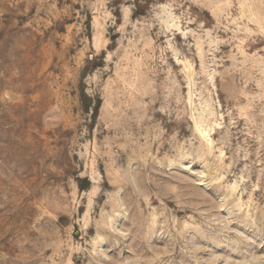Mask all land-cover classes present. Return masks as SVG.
I'll return each instance as SVG.
<instances>
[{
  "label": "rangeland",
  "instance_id": "obj_1",
  "mask_svg": "<svg viewBox=\"0 0 264 264\" xmlns=\"http://www.w3.org/2000/svg\"><path fill=\"white\" fill-rule=\"evenodd\" d=\"M0 264H264V0H0Z\"/></svg>",
  "mask_w": 264,
  "mask_h": 264
},
{
  "label": "bare ground",
  "instance_id": "obj_2",
  "mask_svg": "<svg viewBox=\"0 0 264 264\" xmlns=\"http://www.w3.org/2000/svg\"><path fill=\"white\" fill-rule=\"evenodd\" d=\"M200 133L203 135L204 134V132H202V131H200Z\"/></svg>",
  "mask_w": 264,
  "mask_h": 264
}]
</instances>
